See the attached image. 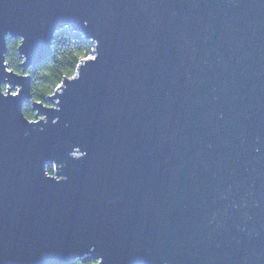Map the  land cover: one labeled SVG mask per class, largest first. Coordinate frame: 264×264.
Returning <instances> with one entry per match:
<instances>
[{"label":"water","instance_id":"95a60500","mask_svg":"<svg viewBox=\"0 0 264 264\" xmlns=\"http://www.w3.org/2000/svg\"><path fill=\"white\" fill-rule=\"evenodd\" d=\"M64 25L100 55L43 131L0 43V264H264V0H0L24 71Z\"/></svg>","mask_w":264,"mask_h":264},{"label":"clouds","instance_id":"9594fccd","mask_svg":"<svg viewBox=\"0 0 264 264\" xmlns=\"http://www.w3.org/2000/svg\"><path fill=\"white\" fill-rule=\"evenodd\" d=\"M84 23L87 25L88 21L85 20ZM68 28L69 25H64L62 28L54 29L52 38L48 41V57L34 67L31 64L27 65L35 68L36 71L32 73L31 87L28 88L27 95L20 103L19 113L23 121L29 125H39L41 131L49 123L48 113L45 110L62 111L61 97L64 95L67 84L80 79L81 69L89 61H96L100 55V42L98 39L95 37L84 38L80 33L74 35L67 30ZM0 43H2V47L7 44L17 53L15 57H6L4 63H2L4 71L14 74L16 77H28L29 72L24 71L28 57L26 53L21 52L25 37L23 35L12 37L10 33L4 32L0 33ZM69 48L71 49V55L66 50ZM88 52H91L92 55L89 56ZM54 67L58 68L55 73L52 71ZM21 90V84L13 86L7 79L0 80V97H16ZM59 120V116H54L50 122L55 125ZM65 126H68L67 122ZM28 134L26 131L25 135ZM256 151H259V148ZM86 155L87 151L81 149L79 145L74 146L69 153V156L73 159H82ZM52 167H55V174L51 171ZM43 173L45 177L52 178L56 182L68 179L66 175L59 171L58 164L55 161L46 162ZM88 256V253H83L79 258L74 259L72 264H103L104 258L102 256L85 258ZM164 264H167V261Z\"/></svg>","mask_w":264,"mask_h":264},{"label":"trees","instance_id":"16d2710c","mask_svg":"<svg viewBox=\"0 0 264 264\" xmlns=\"http://www.w3.org/2000/svg\"><path fill=\"white\" fill-rule=\"evenodd\" d=\"M68 31H70V30H68ZM71 32V31H70ZM72 34H76V33H74V32H72ZM74 46V45H73ZM68 52H69V55H71V49L69 48V49H66ZM7 54H6V57H9V56H11V57H15L16 56V51L14 50V49H12L11 47H9L8 45H7ZM88 55L89 56H91L92 55V53L91 52H88ZM66 60H67V57L65 58ZM65 66H67V65H65ZM58 70V68L57 67H54L53 69H52V71L55 73L56 71ZM28 72H29V75L31 76V81H32V73L33 72H35L36 71V69L34 68V69H28L27 70ZM31 86V85H30ZM54 167H52V169H51V171H52V173H54Z\"/></svg>","mask_w":264,"mask_h":264}]
</instances>
